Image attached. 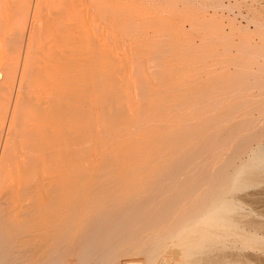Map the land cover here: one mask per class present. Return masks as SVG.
<instances>
[{
    "label": "bare ground",
    "instance_id": "1",
    "mask_svg": "<svg viewBox=\"0 0 264 264\" xmlns=\"http://www.w3.org/2000/svg\"><path fill=\"white\" fill-rule=\"evenodd\" d=\"M74 5L36 38L5 31L20 20L0 26L2 45L23 54L2 63L0 48L10 250L46 257L43 239L60 227L50 191L61 188L70 235L55 237L46 264H126L118 255L136 251L169 264H264V9L244 14L228 80L196 40L200 14L174 0H122L100 18ZM5 250L0 262L13 264Z\"/></svg>",
    "mask_w": 264,
    "mask_h": 264
},
{
    "label": "rangeland",
    "instance_id": "2",
    "mask_svg": "<svg viewBox=\"0 0 264 264\" xmlns=\"http://www.w3.org/2000/svg\"><path fill=\"white\" fill-rule=\"evenodd\" d=\"M7 2V4L6 3H4V2ZM80 1V2H79ZM120 1L122 2V0H0V26H5L4 24H5V21H9V22H13L14 20H20L21 21V23L19 22V24H17V23H15V24H10V25H8L7 26V28L5 29V31L6 30H8V29H10V28H12V27H16L17 28V32H19L20 31V33L22 34V33H26V37H28V36H30L31 34L33 35V36H35V38L36 37H38V35H39V33L40 34H42L43 33V31H44V29H41V27H39L41 24H42V21H44V25H45V23H46V20L47 19H52L54 16H56V15H58V13L59 12H61V11H63L64 9L65 10H67L71 5H72V3H73V5H74V3H77V4H75L74 6L77 8L78 6H81L82 5V7H84L85 9H83L82 8V11H83V14H85V16H86V13H87V16L89 17V14H90V16L91 17H96V18H100V17H103V16H111L112 14H109V13H111V12H113V11H115L116 10V7H117V5H118V3H120ZM124 1V0H123ZM141 1H146V0H141ZM162 1H164V0H162ZM259 1V2H258ZM264 0H257L256 1V3L255 2H253L252 3V5H244L243 3H240L239 4V2H235L234 3V1H232L231 0V2H229V0H228V2H227V0H224V6H220V7H216V3L214 4V2H216V1H213V0H174V2H176L177 4H180V6H182V12L185 10V12L186 11H192V12H198L199 14H200V16H201V22H202V26L200 27V24H199V26L198 27H200V28H198V36L196 37V40H197V42L200 44L199 46H200V48L202 47L203 48V50H205L206 49V51H204L203 53L204 54H207V56H208V58H210V60H213V61H215V65L216 66H221V64L223 65V66H228V68H229V74H230V76H228V80H229V78H231V72H234V70H235V60H234V56H230V55H233V54H237L238 55V49H236V48H238V45H237V43L239 44V42L241 43L244 39L243 38H245V36H246V34H244L243 33V31L246 33V30H241V29H244L245 27H246V24H247V22H245V21H247V20H245V19H248V17L247 16H249V17H251V16H253L254 14H255V10H257V12L256 13H259L258 11H259V9L262 7V9H264V2H263ZM70 2V3H69ZM72 2V3H71ZM5 4V7H4V4ZM13 5H12V4ZM69 3V4H68ZM228 3L230 4V5H232V6H230V5H228ZM233 3V4H232ZM261 4V5H257V4ZM3 4V5H2ZM14 4L16 5V9H14L15 7H13L14 6ZM78 4H80V5H78ZM96 4V5H95ZM235 4V5H234ZM243 4V5H242ZM256 4V5H255ZM8 7H7V6ZM57 5H59V6H57ZM63 5V6H62ZM76 5H78V6H76ZM112 5V6H111ZM225 5H227V8H223V7H226ZM240 5V6H239ZM61 6V7H60ZM99 6V7H98ZM104 6V7H103ZM228 6H230V8H228ZM251 6V7H250ZM255 6V7H254ZM65 7V8H64ZM53 8V9H52ZM64 8V9H63ZM79 9H81V7H78ZM217 8H220V9H217ZM229 9L230 10V12L229 11H227V10ZM254 9V10H253ZM64 10V11H65ZM87 10H88V12H87ZM102 10H105V11H102ZM216 10V11H215ZM243 10V11H242ZM249 10V13L247 12ZM221 11H222V13H221ZM103 12V13H102ZM216 12H217V16H218V14H219V16L218 17H220L221 18V20L223 21L222 23H224V25H223V27L221 28V29H225V30H221L220 32H219V34L217 35V36H215L216 35V31H215V28H214V26H213V24H212V22H213V17L215 16V14H216ZM94 13V14H93ZM188 13V12H187ZM1 14H3V15H1ZM8 14H9V16H8ZM11 14V15H10ZM103 14V15H102ZM247 15L246 17H244L245 15ZM47 15H50V16H47ZM54 15V16H53ZM243 16V18H241ZM46 17V18H45ZM232 19V20H231ZM28 20V21H27ZM184 21H186L185 22V24L183 25V21H182V26H185L184 27V29H185V31L187 32H189V31H191V29H189V27H191V22L187 19V18H184L183 19ZM33 21V22H32ZM41 21V22H40ZM231 21H234V22H231ZM28 22V23H27ZM209 23V26L207 27V25L208 24H205V23ZM7 23V22H6ZM27 23V24H26ZM29 23H31V25L29 24ZM235 24L234 26H233V24ZM9 24V23H8ZM29 24V25H28ZM33 24H35V26L33 25ZM244 24V28L243 27H241L240 28V26H242ZM33 25V26H32ZM39 25V26H38ZM37 26V27H36ZM205 26V27H204ZM233 26V27H232ZM236 26H237V28H240L239 30H241V31H239L238 32V29L236 28ZM27 27V28H26ZM33 27H34V29H33ZM231 27L233 28V29H237V31H235V32H231ZM235 27V28H234ZM1 28V27H0ZM214 28V29H213ZM38 29H39V31H38ZM32 30V33H29V31H31ZM36 30L38 31V32H36ZM206 30V31H205ZM23 31V32H22ZM224 31V32H223ZM234 31V30H233ZM222 32V33H221ZM36 33H37V36H36ZM232 35H231V34ZM239 33V34H238ZM244 34L243 36L241 35V34ZM214 34V35H213ZM238 34V35H237ZM222 35H223V37H222ZM233 35H235V36H233ZM241 35V36H240ZM218 37H221V38H218ZM225 37V38H224ZM231 37V38H230ZM235 38V40H234V38ZM239 37H243L242 39H241V41H240V38ZM200 38V39H199ZM218 38V39H217ZM233 38V40H231V41H234L232 44H230L229 46L230 47H228V44L231 42H229V39H232ZM238 39V40H237ZM226 42H225V41ZM227 41L229 42V43H227ZM237 41V42H236ZM212 42V43H211ZM222 42V43H221ZM2 43H3V41H2V38H0V48L2 49V63H7L8 61H13V62H16V63H14V64H16V65H18L17 63L19 62V65H21L22 64V61H23V54H19L18 52L19 51H11L7 46H3L2 45ZM206 43V44H205ZM223 44L222 46H219L220 44ZM203 44V45H202ZM214 45H215V47H214ZM227 45V46H226ZM217 46H219V47H217ZM222 47V48H221ZM225 47L226 48H230V50L229 51H227L228 49H225ZM201 48V49H202ZM233 48V49H232ZM236 49V50H235ZM226 50V51H225ZM220 51V52H219ZM233 51V52H232ZM237 51V52H236ZM4 52V53H3ZM232 52V53H231ZM15 53H17V54H15ZM227 53H230V55L229 54H227ZM217 54V55H216ZM18 57V58H17ZM21 57V58H20ZM223 57V58H222ZM11 58H13V59H11ZM219 58V59H218ZM227 58V59H226ZM228 58L230 59V60H228ZM20 59V60H19ZM19 60V61H18ZM5 61V62H4ZM20 61H21V63H20ZM234 63V64H233ZM227 64V65H226ZM231 65H234V66H231ZM2 71H1V67H0V80L2 79V73H1ZM224 72H226V73H228V70H225ZM228 74V75H229ZM242 74V73H241ZM240 74V75H241ZM241 78L242 77H239V78H237V79H240V81H242L241 80ZM231 80H234V78L233 79H231ZM230 80V81H231ZM2 146V145H1ZM1 149V148H0ZM0 152H1V150H0ZM1 155V154H0ZM0 186H2V185H0ZM0 188H3V190H1L0 189V191H1V193L3 194V191H6V189H4V187L2 186V187H0ZM60 189V190H59ZM54 188V190H51L50 192L53 194V196H54V209H57V207L59 206L60 207V209L62 208V205H63V203L65 202V200L67 199V194H69V192L68 191H66L67 189H61V188ZM65 191H66V193H65ZM57 192V193H56ZM61 192V194L58 196V195H56V194H59ZM1 193H0V208L1 209H3V210H1L0 209V215H2V212L4 213V215H3V217H4V221L2 222L1 220H0V228L1 229H3L2 231H1V229H0V233L1 232H3V236H1L0 235V237L1 238H3V240L4 241H2V240H0L1 242V244H0V246L1 247H3L4 249H6L4 252H5V254L7 253L6 251L8 250V253L7 254H9V256H11V261L10 262H13V264H46L47 263V261L49 260V258H51L52 256H48L47 254H44V253H46L47 251L46 250H49L50 251V249L52 248V249H54V247H55V242H57L55 239L56 238H58L59 237V239H58V241H66V239L65 238H67L66 237V235H70V233H69V227H66V228H64L65 226H68V224H67V220H64V219H67V215H65L66 214V212L65 211H63V210H60L59 208L57 209L58 210V212L57 213H55V210H54V213H52V215H53V217L55 218H57V217H59V218H61L59 221H62V222H59V221H57V219L55 218L54 220H56V222H53V224L54 223H56L57 224V227L60 225V227L57 229L55 226V230L52 232V233H54L52 236H50V238L52 239H50V238H48V239H46L45 240V238L43 239V242L45 241H48L49 242V244H53V245H51V247H50V245L49 244H47L46 246H45V248H44V251H43V255L45 256L46 255V257L43 259L42 257V260H37V259H34V254L30 251V249H28V250H26V249H24L22 252H20V253H25V250H26V253L25 254H19V252H17V251H15V250H13L12 248V250H10V245H9V241H8V236H6L7 235V230L6 229H4V228H6L7 227V222H6V220H5V218L7 217V212H5V209H7V203H6V201H4V200H7V195H5V194H7V192L6 193H4L2 196H1ZM56 193V194H55ZM58 198H57V197ZM4 197H6L5 199H4ZM62 198V199H60V198ZM1 198H3L4 200H2L1 201ZM65 198V199H64ZM60 199V200H59ZM55 200H56V202H55ZM58 200V201H57ZM62 200H64V202L62 201ZM61 203H60V202ZM1 202H3L4 204H6L5 206L4 205H2L3 203H1ZM55 204L57 205V206H55ZM63 209V208H62ZM60 211V212H59ZM59 214V215H58ZM62 214H64L63 216H61ZM2 217V216H1ZM63 217H65L64 219H63ZM58 218V219H59ZM1 219V218H0ZM63 220L65 221V222H63ZM59 223V224H58ZM62 223H63V225H62ZM56 224H54V225H56ZM67 224V225H66ZM62 226H64V227H62ZM64 228V233L63 232H61V230ZM61 229V230H60ZM66 229V230H65ZM5 230V231H4ZM68 230V231H67ZM66 232V233H65ZM69 233V234H68ZM146 233H149V231L147 230V232ZM2 234V233H1ZM6 234V235H5ZM57 236V237H56ZM56 237V238H55ZM62 237V238H61ZM5 240H7V241H5ZM52 241L54 242V243H52ZM2 242L5 244H2ZM44 242V243H45ZM6 245H8L7 247H5ZM49 245V246H48ZM3 248H0V250L1 249H3ZM4 252H2V254L4 253ZM30 253V254H29ZM141 253V251H136V253L135 252H132V253H130V254H126V255H123L122 256V258H120V256L121 255H118L119 256V259L121 260H123V261H126V264H150L151 262H152V264H161V263H163V264H169V263H171L170 261H172V260H169V257L170 256H168V254H161V253H159L158 252V254H156V256L157 255H160L159 257H152L153 259L155 258V259H157V261H152L153 259H151L150 257H149V259H151L150 260V262L148 263V261H149V259H147V257H148V255H145V253H142V254H140ZM4 254V255H5ZM3 255L4 256V260H6L7 261V258H8V255ZM31 254L33 255V256H31ZM22 255V256H21ZM27 255V256H26ZM128 255V256H127ZM133 256V257H131V256ZM1 256V255H0ZM7 256V257H6ZM6 257V258H5ZM17 257V258H16ZM25 257V258H24ZM28 259H27V258ZM48 257V258H47ZM142 257V258H141ZM16 258V259H15ZM32 258L34 259V261H31L32 260ZM72 258V257H71ZM71 258H69L70 260H69V263L70 262H72V259ZM131 258V259H130ZM133 258H134V260H133ZM166 258V259H165ZM14 259H15V261H14ZM21 259V260H20ZM46 259V260H45ZM129 259V260H128ZM138 259V260H137ZM141 259H143V260H141ZM154 259V260H155ZM24 260V261H23ZM36 260V261H35ZM145 260H147V261H145ZM8 261V262H9ZM9 262V263H10ZM33 262H35V263H33ZM0 264H2L1 262H0ZM6 264V263H5ZM11 264V263H10Z\"/></svg>",
    "mask_w": 264,
    "mask_h": 264
}]
</instances>
